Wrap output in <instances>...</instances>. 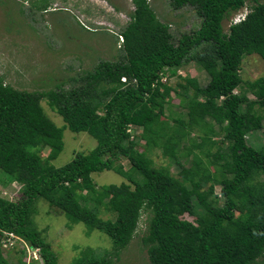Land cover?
Returning a JSON list of instances; mask_svg holds the SVG:
<instances>
[{"label":"trees","instance_id":"16d2710c","mask_svg":"<svg viewBox=\"0 0 264 264\" xmlns=\"http://www.w3.org/2000/svg\"><path fill=\"white\" fill-rule=\"evenodd\" d=\"M132 2L120 32L119 58L71 76L75 84L69 89L58 84L28 92L0 77V181L18 182L21 192L16 199L0 195V264H26L24 246L11 248L16 262L8 259L4 232L37 249L42 264H59L34 218L39 199L64 213L69 227L82 222L87 233L97 229L112 240L111 250L84 248L70 264H115L143 214L142 244L150 264H260L264 144L255 148L246 136L264 128V75L244 81L239 72L245 55L264 60V0H170L175 9L193 7L200 18L197 28L177 37L148 0ZM244 6L245 18L224 31L223 20ZM191 61L207 72V83L201 86L186 75L172 86L169 78ZM172 92L184 114L170 111L167 117ZM42 100L63 125L48 116ZM66 128L86 132L97 143L55 166ZM218 134L222 137L215 140ZM155 148L169 164H155L150 155ZM189 157L191 163L184 165L182 158ZM170 163L180 168L179 176L171 173ZM102 170L125 181L96 187L92 173ZM102 209L112 217L103 219Z\"/></svg>","mask_w":264,"mask_h":264},{"label":"rangeland","instance_id":"374dc122","mask_svg":"<svg viewBox=\"0 0 264 264\" xmlns=\"http://www.w3.org/2000/svg\"><path fill=\"white\" fill-rule=\"evenodd\" d=\"M38 1L0 0V77L4 83L28 92L53 89L58 84H62L63 89L67 90L75 84L69 80L71 76L78 77L85 70L92 71L101 61H115L119 58L122 47L120 32L134 10L132 0H43L40 3ZM148 3L159 20L170 25V31L175 37L181 32L197 28L200 24V18L191 6L175 9L170 0H148ZM45 6L47 8L42 9ZM248 10V6H244L225 18L224 31L228 30L234 18ZM239 73L244 81H252L263 76L264 60L255 53L245 55ZM186 75L195 77L201 86H204L209 78L206 71L191 61L184 64L180 68V73L169 78L168 82L175 86L177 82H183L180 76ZM242 90L246 91L250 100H254L252 93L246 88ZM237 92L238 90H235V93ZM42 105L58 126L63 125L61 116L52 111L45 100H42ZM255 109L259 113L262 112L258 106ZM170 111L174 116L182 111L173 92L172 100L166 108L167 117ZM181 114H184V110ZM262 124L264 125V119ZM221 137L222 135L218 134L215 140ZM246 140L253 147H260L264 144V128L248 133ZM63 141L62 151L52 162L55 166L69 162L75 152L90 151L97 143L88 133H76L68 128L63 132ZM225 146L226 143L222 148ZM47 153L48 149L42 151L43 156ZM150 155L156 165L169 164V161L162 157L160 149H153ZM191 161L190 157L182 158L184 165H189ZM119 162L126 170L130 169L127 159L121 158ZM170 165L171 173L179 176L180 168L175 163ZM0 177L2 178L1 173ZM92 177L96 187L125 181L112 170L94 172ZM214 190L218 194L220 186L215 184ZM0 195L10 199L18 198L21 195L20 184L16 181L5 183L0 181ZM100 213L103 219L112 217L103 209ZM34 218L55 251L59 264H70L87 247L101 254L104 250L112 248L111 238L100 230L94 229L87 233L82 222L71 224L69 227V220L65 214L50 207L44 199L37 201ZM184 218L190 221L194 219L187 214ZM145 229L146 215L143 214L137 233L122 250L115 264H150L147 250L142 244ZM22 245L18 243V249ZM2 248L8 259L16 262L17 252L4 245ZM23 260L26 264H42L38 252L30 249L24 253ZM260 264H264V255L260 258Z\"/></svg>","mask_w":264,"mask_h":264},{"label":"built area","instance_id":"2783aa9c","mask_svg":"<svg viewBox=\"0 0 264 264\" xmlns=\"http://www.w3.org/2000/svg\"><path fill=\"white\" fill-rule=\"evenodd\" d=\"M164 81H166L167 77H163L162 78ZM221 98H223V96H221ZM5 238L1 239V243L2 245H4V247H9V249L13 248L15 245H18V243H21V247H25L26 251L27 249L33 250V251H37V249H33L31 247H28L22 240H19L20 238L15 236L12 232H4Z\"/></svg>","mask_w":264,"mask_h":264},{"label":"clouds","instance_id":"9594fccd","mask_svg":"<svg viewBox=\"0 0 264 264\" xmlns=\"http://www.w3.org/2000/svg\"><path fill=\"white\" fill-rule=\"evenodd\" d=\"M246 13L247 12H242V14H240V16L238 15L237 18H234V20H233L232 23H236V22H239V21L243 20L245 18V16H246ZM120 41L123 42V39H122V36L121 35H120ZM178 73H180V69H178L177 74ZM121 80L125 82L127 80V78L126 77H122ZM233 92L235 93V90ZM221 96H223V98H224V95H221ZM221 96H220V100L222 99Z\"/></svg>","mask_w":264,"mask_h":264}]
</instances>
